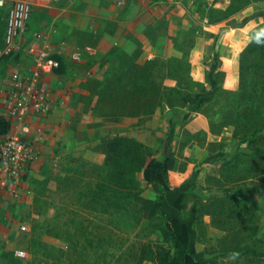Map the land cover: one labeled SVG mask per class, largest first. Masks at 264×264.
<instances>
[{
    "label": "rangeland",
    "instance_id": "374dc122",
    "mask_svg": "<svg viewBox=\"0 0 264 264\" xmlns=\"http://www.w3.org/2000/svg\"><path fill=\"white\" fill-rule=\"evenodd\" d=\"M243 3L195 0L184 15L160 20L165 36L170 24L187 28L185 39L175 44L177 58L148 54L137 64L143 50L137 35H120L132 42L119 48L128 59L124 55L111 61L109 69L132 75L87 80L86 94L78 96L80 112L90 117L84 137L58 164L43 167L38 176H25L27 193L14 197L0 189V264H164L160 258L168 254L167 264H256L250 254L227 252V233L203 211L226 196L250 205L256 235L264 240V55L247 54L248 42L232 34L256 17L263 19L264 2ZM0 11L5 21L6 9ZM215 24L219 27L211 33L208 26ZM257 29L249 30L247 41ZM42 32L26 26L21 50L0 61V115L16 80L28 74L23 69L31 60L27 48ZM142 36L154 43L151 23ZM257 42L264 46L260 38ZM116 48L109 54L118 53ZM238 60L258 66L257 75L251 69L245 73L249 82L238 77ZM199 85L209 91L208 97L181 102L191 101ZM177 87L180 95L171 92ZM227 88H239L238 106ZM231 107L240 118L231 114L225 120ZM127 118L133 122L127 124ZM125 125L131 129L128 135ZM207 134L212 140L205 143ZM115 136L133 138L149 158L173 155L177 161L175 170L156 182L144 169L132 174L137 193L159 200L166 218L146 220L133 200L135 191L109 182L103 144ZM196 147L205 148L203 156L189 158ZM255 151L262 152L260 158L242 157L239 171L220 172V165L236 153ZM162 225L174 234L173 241L162 234Z\"/></svg>",
    "mask_w": 264,
    "mask_h": 264
},
{
    "label": "crops",
    "instance_id": "0c3cea01",
    "mask_svg": "<svg viewBox=\"0 0 264 264\" xmlns=\"http://www.w3.org/2000/svg\"><path fill=\"white\" fill-rule=\"evenodd\" d=\"M190 8L189 4L166 5L161 4L159 0L31 1V14L27 26L33 29H45L42 33H49L50 43L53 49L57 50L62 62L45 80L50 102L48 114L33 115L29 118L31 133L28 139L38 152L39 158L24 176H38L43 167L58 164L84 137V123L90 121V117L80 112L81 99L78 96L86 94L88 79H101L111 74L118 78H128L132 75L130 71L114 72L109 69L111 61H120L123 59L121 56L126 55L124 58H127L129 55L126 51L120 52L119 48L129 47L132 42L122 39L120 35L129 31L131 35H137L139 44L143 46L142 53L136 60L137 64H143L150 54L165 59L177 58L179 55L175 52V44L185 39L187 28L170 24L165 36L159 21L165 16L170 18V14L184 15L186 9ZM262 22L263 19L256 17L243 28L235 29L232 34L238 41L248 42L249 30ZM149 23L155 36L153 44H149L142 36ZM218 27L219 24L208 26L212 30L211 33H215ZM32 40V44L40 47L38 41L34 38ZM208 42L212 44L213 39ZM112 46L117 47L118 53L109 54ZM76 49L83 52L78 62L71 59V54ZM207 55H211V52L207 51ZM32 60L31 55V60H27L26 66L23 67L27 73L32 68ZM227 63L229 62L225 60L224 64ZM194 73L195 78L201 77L200 73ZM227 89L231 93L236 91L233 88ZM3 104L1 115L6 119L5 99ZM124 120H128L127 124L133 122L130 118ZM125 126L127 127H123V131L127 134L126 131L131 129L128 125ZM217 138L220 140V137ZM211 140V135L207 134L205 143ZM194 149L193 157L189 158H201L205 148ZM29 187L24 178L23 191L27 193Z\"/></svg>",
    "mask_w": 264,
    "mask_h": 264
},
{
    "label": "trees",
    "instance_id": "16d2710c",
    "mask_svg": "<svg viewBox=\"0 0 264 264\" xmlns=\"http://www.w3.org/2000/svg\"><path fill=\"white\" fill-rule=\"evenodd\" d=\"M243 1L245 2L242 4L244 7L250 4H260L264 2V0ZM236 9L239 10V7H236ZM217 14L222 13L220 12ZM4 22L5 21H1L0 19V44L2 43V45L5 32ZM257 38H260V40L264 42V18L263 22L258 26L256 36L248 41L245 48V52L249 55L253 54L263 56L264 46L258 44ZM55 58L58 60L60 65L62 62L61 57L57 55ZM238 63L240 64L238 72L239 78L246 79L245 73L248 72V69L253 70L252 74L257 75L258 66L256 64L245 65L243 64L242 60H240V62L238 60ZM260 70L264 72V65ZM115 78L118 79V77ZM245 82L249 81L246 79ZM215 88L216 85L213 83V85H211V89ZM181 91L182 88L179 89L178 87L172 88L171 90L172 93L178 95L181 94ZM239 93V88L236 89L234 93H232L235 95L237 100V106L239 105ZM209 94V91L199 85L198 92L194 93L191 101L183 98L181 99V102H189L194 104L197 101L208 97ZM168 106L172 107L170 104H168ZM233 110L234 109H232V107L229 109L227 112L228 116L224 117L225 120L231 119V114H236V116L240 118L239 113L237 114ZM225 125L233 126V123L228 122ZM10 129V122L0 115V138L7 135L10 132ZM214 134L219 135L220 133L217 132ZM103 150L106 156L105 165L108 169L109 182L135 191L132 193L133 200L135 201L136 205L139 206L143 218L146 220H153L156 218L161 220L166 218L164 206L159 200L146 199L137 193L136 180L133 179L132 174L134 173L135 169H144L147 172L149 178L153 182H156L160 176H167L170 171L175 170L177 161L174 159L173 155L167 156L163 159L149 158L147 157L148 155L146 154V150L142 144L133 138L123 136H115L114 138L104 142ZM261 154V151H255L251 155L236 153L231 159L224 161L220 165V172H237L239 171V164L242 162V157L257 159L260 158ZM203 211L204 214L211 217V223L213 226L219 227L227 233V238H229V247H227V252L250 254L256 264H264V240L260 239L256 235L254 210L250 207V205L241 204L240 201L238 204L235 199L226 196L204 206ZM161 232L166 239H171L173 241L174 234L164 225L161 226ZM145 253L147 252L145 251ZM168 257L169 254L167 257L165 255L161 256L160 260L163 258L161 262L167 264L169 262L167 259Z\"/></svg>",
    "mask_w": 264,
    "mask_h": 264
},
{
    "label": "built area",
    "instance_id": "2783aa9c",
    "mask_svg": "<svg viewBox=\"0 0 264 264\" xmlns=\"http://www.w3.org/2000/svg\"><path fill=\"white\" fill-rule=\"evenodd\" d=\"M32 0H0V8L6 9L3 45L0 61L21 50L20 39L25 32L31 14ZM62 1V0H54ZM161 4H194L195 0H159ZM40 47L31 44L27 48L33 56L32 68L27 75L20 76L5 100L6 120L11 124L10 132L0 138V189L17 197L23 190L24 175L38 161L39 154L28 139L31 133L29 118L46 115L50 110L46 77L52 74L59 62V55L52 47L49 33L34 36ZM71 59L80 61L81 53L76 49Z\"/></svg>",
    "mask_w": 264,
    "mask_h": 264
}]
</instances>
